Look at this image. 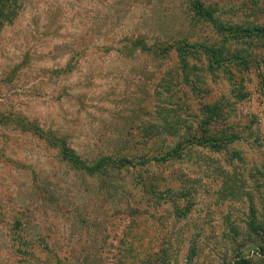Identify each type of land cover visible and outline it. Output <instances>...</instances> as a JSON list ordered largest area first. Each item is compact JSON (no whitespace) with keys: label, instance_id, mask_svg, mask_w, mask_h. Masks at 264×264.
Listing matches in <instances>:
<instances>
[{"label":"rangeland","instance_id":"1","mask_svg":"<svg viewBox=\"0 0 264 264\" xmlns=\"http://www.w3.org/2000/svg\"><path fill=\"white\" fill-rule=\"evenodd\" d=\"M202 8L213 20L196 15ZM214 20L227 31L263 26L264 0L26 1L0 35V264H264V44L216 34ZM138 36L253 52L259 69L229 61L216 75L205 54L189 58L211 101L232 105L234 144L107 161L89 176L22 129L65 138L89 167L117 154L120 131L129 157L176 147L179 137L140 136L164 109L194 120L192 76L177 52L125 50ZM184 97L189 117L174 107Z\"/></svg>","mask_w":264,"mask_h":264},{"label":"trees","instance_id":"2","mask_svg":"<svg viewBox=\"0 0 264 264\" xmlns=\"http://www.w3.org/2000/svg\"><path fill=\"white\" fill-rule=\"evenodd\" d=\"M26 1L27 0H0V35L7 26H11L15 23V21L21 15ZM197 8L198 7H196V9ZM197 12L198 13H196V15H204L209 18V20H213L212 12H209L203 8L198 9ZM215 28L216 34L229 33L233 38L248 39L250 42L255 39H259L264 44V25L256 26V28H251V30L236 26L227 31L224 26H220V24L215 21ZM124 49L129 51L138 49L140 52L156 59L168 57L173 52H177L183 58L181 61L180 70H182L183 73L186 72L187 78L192 76V81L186 80L185 84L188 82V84H190L191 91H194L193 93L196 94L193 99L200 100V102H197L199 108L195 109V113H193L194 120L189 122L186 121L187 119L185 117L182 119L181 115L176 117L174 115H169V111L164 109L163 113H166L167 117H165L158 126L153 124L151 127L149 126V130L146 128L148 137H145V132L142 136H140L142 140H146L145 143L151 141L152 139H157L162 135H164L165 138L179 137L181 141L176 147H157V149L152 153L143 152L141 155L137 154L129 157L127 155L129 154V151L125 152V144L128 142L126 140H128L131 135L125 134L124 131H120L117 133V135H115L118 141L122 143L121 148L118 147L117 149V154H104L98 159H94L93 161L97 162L89 167L84 165V158L80 156L70 145H68L65 138L58 137L57 134L55 135L51 131L42 130L36 123L34 125L32 123H28L27 127L24 125L22 129L26 130V132L32 133L39 139L44 140V143L48 147L56 149L64 159L68 160L69 162L73 161V164L75 166L78 165L80 169H85L87 171V175L89 176H95L100 172H103L107 166H105V162L107 163V161H119L122 166H129L132 160L151 162L176 160L180 158L181 154L185 150L194 147L209 149L214 153H220L224 151V148L234 144L239 139L237 134L227 136L231 131L230 114L227 113V109L232 107V105H230L226 100H223L224 98L222 100L216 98L215 100L211 101L208 92L205 90L207 87H205L206 81L202 75L203 69H198L194 65L190 64L189 58L193 57L198 60L200 56H202L201 54H205L207 56L208 63L215 66V68H212L213 66H211L210 72H215L213 75H216L218 74V68L221 66L220 64L222 62L226 63L229 61L235 62V66L238 67L244 66L245 68L249 69L255 66L257 69H259V66H257V61L255 58H253V52L251 53V51L246 50L241 53L239 50L237 53L235 51H231L229 53L228 49H224L221 52L219 49L207 48L202 44H189L180 40H174V42L171 43H164L160 40H157L152 44L141 36L131 40L127 45L124 46ZM18 70L19 68L16 71ZM175 77L176 76L173 78L176 79ZM167 84L170 83L167 82ZM239 84H243V79L239 81ZM187 100L188 97H184L183 100L181 99L180 103H178L179 100L177 99V103L174 104L175 109H179V106L184 105ZM184 106V109L186 110V117H189L187 115L191 108L189 102ZM122 146L124 148H122ZM151 191L154 192L153 190ZM148 193L151 194L150 192ZM235 264H247V261L243 259L240 261V263Z\"/></svg>","mask_w":264,"mask_h":264}]
</instances>
